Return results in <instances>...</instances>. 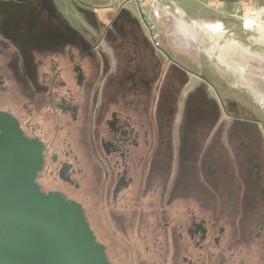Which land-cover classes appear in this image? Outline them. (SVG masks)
Returning <instances> with one entry per match:
<instances>
[{
	"label": "flooded vegetation",
	"instance_id": "af4514ba",
	"mask_svg": "<svg viewBox=\"0 0 264 264\" xmlns=\"http://www.w3.org/2000/svg\"><path fill=\"white\" fill-rule=\"evenodd\" d=\"M133 1L146 7L125 0L87 9ZM36 2L63 29H3L1 6L0 136L5 125L15 128L3 117L10 116L33 144L31 157L42 154L35 184L83 208L110 262L108 238L161 242L166 264L216 254L228 231L201 212L198 193L202 182L213 192L218 173L215 80L172 52L142 8L145 27L127 15L115 29L101 20L100 29H81L54 14L51 0ZM12 11L17 18L23 6ZM222 147L231 151L230 138ZM118 223L125 234L110 228ZM263 235L261 227L256 240Z\"/></svg>",
	"mask_w": 264,
	"mask_h": 264
},
{
	"label": "rangeland",
	"instance_id": "374dc122",
	"mask_svg": "<svg viewBox=\"0 0 264 264\" xmlns=\"http://www.w3.org/2000/svg\"><path fill=\"white\" fill-rule=\"evenodd\" d=\"M4 1L0 0V10L3 5L6 17L3 29H63L43 13L36 0L21 3L12 0L3 4ZM51 1L56 6L54 14L63 16L70 26H81V29H94V24L98 29L101 21L111 23L104 29H115L127 25V15L138 19L145 27L142 8L172 52L198 64L215 80L222 91L218 96L216 116L218 123H223L219 124L217 132L218 173L213 192H209L210 188L204 182L199 185L202 203L199 208L214 219L217 229L226 228L229 238L221 243L216 254L209 256L207 253L199 264H264V235L260 241L256 240L259 230L264 227V103L246 86V83L251 84L264 98V38L260 39L258 33L264 35V0H142L145 8L133 1L121 10L118 7L87 8L115 5L117 1L122 4L125 0ZM20 4L23 16L19 13L16 18L12 9ZM85 11L91 13V21L86 18ZM0 25H3L1 20ZM218 37L221 38L219 43ZM227 43L237 44L247 51L233 49L225 60L235 68V65H243L242 75L219 62L220 48ZM216 44H219L217 52ZM198 120L210 121L208 116ZM225 137L230 138L229 152L222 147ZM95 224L101 233L104 229L96 219ZM138 224L133 225L134 229L140 226ZM110 228L116 234H125L121 223ZM175 238L170 234L166 240ZM125 240H105L113 264H166L169 259L160 256L161 242L140 238ZM172 245L173 249L178 248L174 241ZM146 247H150V253L144 252Z\"/></svg>",
	"mask_w": 264,
	"mask_h": 264
},
{
	"label": "water",
	"instance_id": "95a60500",
	"mask_svg": "<svg viewBox=\"0 0 264 264\" xmlns=\"http://www.w3.org/2000/svg\"><path fill=\"white\" fill-rule=\"evenodd\" d=\"M3 117L15 128L5 125L0 136V264H112L83 208L40 191L42 154L31 157L33 144Z\"/></svg>",
	"mask_w": 264,
	"mask_h": 264
},
{
	"label": "bare ground",
	"instance_id": "6f19581e",
	"mask_svg": "<svg viewBox=\"0 0 264 264\" xmlns=\"http://www.w3.org/2000/svg\"><path fill=\"white\" fill-rule=\"evenodd\" d=\"M260 35L259 36H261L260 37V39L261 38H264V35H263V33H261V32H258ZM225 36V35H224ZM223 36V37H224ZM215 39V38H214ZM218 39V42L217 43H219V39H221L220 37H218L217 38ZM259 39V40H260ZM235 45V46H234ZM229 44V43H227L226 45H224V46H222L220 49H221V53H220V56H219V62L221 63V64H223V65H225L226 67H227V69L228 70H232V72H233V70H236L237 72H239L241 75L243 74V70H244V67H243V65H241V64H238V65H235V66H237L236 68L233 66V65H229V64H227L226 63V57H227V55H228V53H230V51H232L233 49H240V50H242L243 51V53L245 52H247V51H244V49L241 47V46H239V45H237V44ZM215 49H216V52H217V50L219 49V44H216V46H215ZM246 55V54H245ZM260 56V55H259ZM249 57V56H248ZM252 57V56H251ZM243 85V84H242ZM246 86L249 88V90H251L254 94H255V98L257 97V99L258 100H260L261 102H263L264 103V98H263V96H261V94L259 95L258 93H257V90L254 88V86H252L251 84H248V83H246Z\"/></svg>",
	"mask_w": 264,
	"mask_h": 264
}]
</instances>
